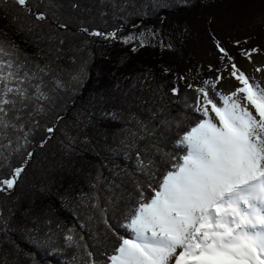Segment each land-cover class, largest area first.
I'll use <instances>...</instances> for the list:
<instances>
[{
	"label": "trees",
	"instance_id": "trees-1",
	"mask_svg": "<svg viewBox=\"0 0 264 264\" xmlns=\"http://www.w3.org/2000/svg\"><path fill=\"white\" fill-rule=\"evenodd\" d=\"M233 1L28 0L22 9L14 0H0V41L14 43L29 70L47 66L43 91L49 96L36 102L42 112L33 103L22 120L9 113L22 130L9 128L0 137V177L24 168L15 188L0 193V264L106 259L103 253L119 239L105 219L125 233L119 225L139 195L137 183L152 194L148 184L155 186L156 179L149 181V174L158 179L176 163L183 155L176 141L201 118L188 85L215 81L231 61L259 52H240L235 44L227 64L216 59L212 70L179 45L150 50L122 38L144 25L182 19L201 5L233 8ZM253 2L241 0V7ZM174 30L181 35L184 29ZM140 160L151 164L141 171ZM69 229L80 247L66 241Z\"/></svg>",
	"mask_w": 264,
	"mask_h": 264
},
{
	"label": "snow or ice",
	"instance_id": "snow-or-ice-1",
	"mask_svg": "<svg viewBox=\"0 0 264 264\" xmlns=\"http://www.w3.org/2000/svg\"><path fill=\"white\" fill-rule=\"evenodd\" d=\"M14 2L28 8V0ZM36 19L45 16L37 14ZM109 35L116 38L115 33ZM133 39L129 36L124 43ZM251 54L245 53L249 59ZM47 72V66L39 65L29 70L14 43L0 41V137L9 128L22 130L9 113L22 120L26 110L31 114L33 103L49 100L43 91ZM230 76L239 84L230 93L216 91L222 76L205 80L202 87L188 85L196 93L192 107L201 118L176 141L183 155L158 179L149 174V181L156 179L155 186L148 184L150 196L137 183L139 195L122 213L119 227L124 234L105 219L119 243L103 253L104 261L88 264H264V86L235 63ZM56 87L62 88V82L57 80ZM43 110L36 103V111ZM150 164L140 160V170ZM23 171L15 167L9 177H0V193L13 190ZM72 232L68 230L66 241L80 247Z\"/></svg>",
	"mask_w": 264,
	"mask_h": 264
},
{
	"label": "rangeland",
	"instance_id": "rangeland-1",
	"mask_svg": "<svg viewBox=\"0 0 264 264\" xmlns=\"http://www.w3.org/2000/svg\"><path fill=\"white\" fill-rule=\"evenodd\" d=\"M231 4L233 8L224 2L218 5H201L182 19L144 25L137 31L125 34L122 41L132 36L135 39L128 42L131 46L150 50L167 42L168 48L179 45L184 51L193 54L199 64L205 62L212 70L216 59L222 58L223 63L227 64V59H224L227 56L222 55L218 44L228 55L235 53V44H238L240 52L247 51L250 47L257 48L259 52L251 54L250 59L246 56L235 62L231 61L219 73L223 79L216 85V91L230 93L239 87L238 82L230 76L231 63H235L247 76L256 80L257 75L264 74V71L256 72L258 67L264 69V0H255L250 8L241 7V0H235ZM162 29L169 30L162 33ZM174 29L184 30L179 35ZM259 83L262 86L260 81Z\"/></svg>",
	"mask_w": 264,
	"mask_h": 264
},
{
	"label": "bare ground",
	"instance_id": "bare-ground-1",
	"mask_svg": "<svg viewBox=\"0 0 264 264\" xmlns=\"http://www.w3.org/2000/svg\"><path fill=\"white\" fill-rule=\"evenodd\" d=\"M258 80L262 83V86H264V74L263 76L257 75ZM254 111V110H253Z\"/></svg>",
	"mask_w": 264,
	"mask_h": 264
}]
</instances>
